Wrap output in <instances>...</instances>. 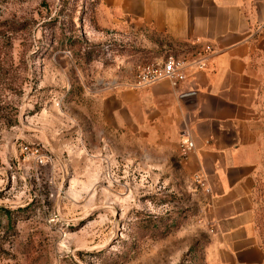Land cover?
Segmentation results:
<instances>
[{"label": "rangeland", "instance_id": "rangeland-1", "mask_svg": "<svg viewBox=\"0 0 264 264\" xmlns=\"http://www.w3.org/2000/svg\"><path fill=\"white\" fill-rule=\"evenodd\" d=\"M97 4L0 0V264H203L205 192L93 129L111 77L159 54ZM254 223L264 246V157Z\"/></svg>", "mask_w": 264, "mask_h": 264}, {"label": "crops", "instance_id": "crops-1", "mask_svg": "<svg viewBox=\"0 0 264 264\" xmlns=\"http://www.w3.org/2000/svg\"><path fill=\"white\" fill-rule=\"evenodd\" d=\"M97 12L102 26L135 29L159 51L151 59L172 52L190 61L212 47L206 67L189 68L176 87L111 77L95 97L93 129L103 147L133 141L166 178L205 192L203 264H264L254 223L264 157V0H98Z\"/></svg>", "mask_w": 264, "mask_h": 264}, {"label": "built area", "instance_id": "built-area-1", "mask_svg": "<svg viewBox=\"0 0 264 264\" xmlns=\"http://www.w3.org/2000/svg\"><path fill=\"white\" fill-rule=\"evenodd\" d=\"M212 51L210 45H205L190 61L172 52H167L158 58L141 62L135 67L134 85L136 87H146L158 81L167 80L172 86L176 87L185 80L186 71L189 68L204 69ZM181 143L186 148L192 147V143L187 138H184Z\"/></svg>", "mask_w": 264, "mask_h": 264}]
</instances>
